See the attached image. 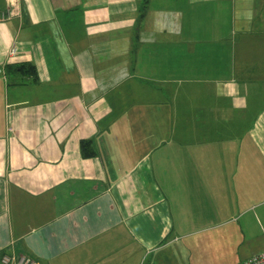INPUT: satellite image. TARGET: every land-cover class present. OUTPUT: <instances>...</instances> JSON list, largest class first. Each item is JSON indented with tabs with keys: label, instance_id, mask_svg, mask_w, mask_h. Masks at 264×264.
<instances>
[{
	"label": "crops",
	"instance_id": "crops-1",
	"mask_svg": "<svg viewBox=\"0 0 264 264\" xmlns=\"http://www.w3.org/2000/svg\"><path fill=\"white\" fill-rule=\"evenodd\" d=\"M5 12L0 264L264 251V0H0Z\"/></svg>",
	"mask_w": 264,
	"mask_h": 264
},
{
	"label": "built area",
	"instance_id": "built-area-1",
	"mask_svg": "<svg viewBox=\"0 0 264 264\" xmlns=\"http://www.w3.org/2000/svg\"><path fill=\"white\" fill-rule=\"evenodd\" d=\"M9 16L10 15L7 12L2 13L0 15V20H5V18H8ZM1 263L2 264H37V262L33 258H30L28 256L26 257L20 255V256H16L15 258L7 254H4V256L1 257ZM242 264H264V251H261L259 252V254L249 257Z\"/></svg>",
	"mask_w": 264,
	"mask_h": 264
},
{
	"label": "trees",
	"instance_id": "trees-1",
	"mask_svg": "<svg viewBox=\"0 0 264 264\" xmlns=\"http://www.w3.org/2000/svg\"><path fill=\"white\" fill-rule=\"evenodd\" d=\"M146 2H147V0H146ZM29 66H30L29 68H34L33 65H29ZM25 67H26V65H21V68H25ZM81 145H82L83 148L86 147V146L87 147L90 146L89 142H82ZM88 155H93L92 150L90 152H88V154H85V156H88Z\"/></svg>",
	"mask_w": 264,
	"mask_h": 264
},
{
	"label": "rangeland",
	"instance_id": "rangeland-1",
	"mask_svg": "<svg viewBox=\"0 0 264 264\" xmlns=\"http://www.w3.org/2000/svg\"><path fill=\"white\" fill-rule=\"evenodd\" d=\"M199 237H201V236H199ZM184 242H185V241H184ZM182 259H184L183 256L181 257V260H182ZM133 260H134V259H133ZM182 261H183V260H182ZM134 263H135V261H133V264H134ZM142 263H143V261L140 262V263L138 262V264H142ZM183 263H186V264H187V263H188V264H196L195 262H192L191 260H189V262H188V260H187L186 262L183 261L182 264H183Z\"/></svg>",
	"mask_w": 264,
	"mask_h": 264
}]
</instances>
